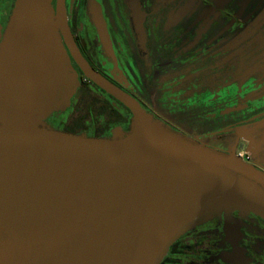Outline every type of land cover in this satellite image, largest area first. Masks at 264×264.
Masks as SVG:
<instances>
[{
	"label": "water",
	"instance_id": "water-1",
	"mask_svg": "<svg viewBox=\"0 0 264 264\" xmlns=\"http://www.w3.org/2000/svg\"><path fill=\"white\" fill-rule=\"evenodd\" d=\"M64 0H23L0 44V264H155L205 214L244 207L264 219V173L231 151L186 140L81 55ZM55 28L84 77L132 114L123 137L47 128L72 95Z\"/></svg>",
	"mask_w": 264,
	"mask_h": 264
},
{
	"label": "flooded vegetation",
	"instance_id": "flooded-vegetation-1",
	"mask_svg": "<svg viewBox=\"0 0 264 264\" xmlns=\"http://www.w3.org/2000/svg\"><path fill=\"white\" fill-rule=\"evenodd\" d=\"M20 1L0 0V40ZM63 3L81 55L135 98L145 118L223 154L233 151L264 173V0ZM55 6L50 0L52 19ZM55 32L78 84L68 106L41 122L55 128L78 95L96 89L98 122L86 121L81 131L99 138L128 132L129 109L84 77ZM155 264H264V219L236 206L205 214L183 227Z\"/></svg>",
	"mask_w": 264,
	"mask_h": 264
},
{
	"label": "rangeland",
	"instance_id": "rangeland-1",
	"mask_svg": "<svg viewBox=\"0 0 264 264\" xmlns=\"http://www.w3.org/2000/svg\"><path fill=\"white\" fill-rule=\"evenodd\" d=\"M22 2H23V0L20 1L19 6L15 10L14 15L17 14L18 11L20 10ZM2 39H3V37L1 38V40ZM59 44H60V42H59ZM61 46H62V44H61ZM61 52L63 53V56H62L61 60L64 63L66 68L69 67V70H70L71 75H72V78L69 80V84H70V87H72V90H73L72 95H73L76 92V88H77V84H78L77 73H75L71 69L72 67L68 64L67 59L65 58V53H64L63 47L61 48ZM93 94H97V90L96 89H91V91L88 94L86 93V94L78 95L77 99L74 102L75 104L72 105L66 112H64L63 113L64 115L62 114L63 116H65L66 113H68L67 117L65 118L63 116L62 117L60 116L61 118L59 117V119L58 118L56 119V120H59V122H58L57 125L54 124L55 128H53V126H50V125H47V124L46 125L44 124V125L47 128H50V129H53V130H57V131H60V132L70 133V134H74V135H82V136H86V137H94V136H89V135L85 134L83 131H81L83 129V127H84L83 125H85L86 121L88 122V124L92 120L95 121L96 124L98 122L97 120H98L99 117L97 115H99V102L97 101L98 104H96V105L93 104V103H95V99H96V98L94 99L95 96H92ZM69 100H70V97L68 98V101ZM91 104L94 105V107L90 106ZM61 105H62V103L55 104V106L52 107V110H51L50 113H52L55 110H59L60 108L58 109V107H60ZM66 106H68V104ZM90 107H93V109H92L93 112L90 111ZM60 110H62V109H60ZM93 114H95V115H93ZM96 117H98V118H96ZM64 118H65V120H64L65 122L61 121V119H64ZM2 120L3 119L0 118V122ZM64 123L69 124V126L71 128L70 129H69V127L67 128ZM167 129L169 131H171V132H174V133L180 135L181 137L185 138L186 140H190L189 138H186L185 136H183V135H181V134H179V133H177V132H175V131H173V130H171L169 128H167ZM129 132H130V130L128 132H125V133H120V132L119 133H114V135L111 138L123 137V136L127 135ZM97 138H99V137H97ZM190 141H192V140H190ZM192 142H195V141H192ZM195 143H198V142H195ZM198 144H201V145L205 146L202 143H198ZM205 147H207V146H205Z\"/></svg>",
	"mask_w": 264,
	"mask_h": 264
},
{
	"label": "trees",
	"instance_id": "trees-1",
	"mask_svg": "<svg viewBox=\"0 0 264 264\" xmlns=\"http://www.w3.org/2000/svg\"><path fill=\"white\" fill-rule=\"evenodd\" d=\"M132 125V124H131ZM130 129H131V126H130Z\"/></svg>",
	"mask_w": 264,
	"mask_h": 264
}]
</instances>
